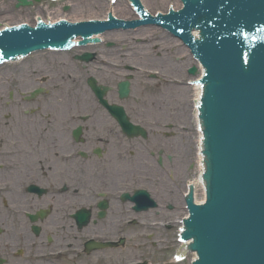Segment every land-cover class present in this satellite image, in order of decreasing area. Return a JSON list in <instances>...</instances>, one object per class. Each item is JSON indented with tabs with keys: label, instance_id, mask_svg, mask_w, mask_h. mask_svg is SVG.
Wrapping results in <instances>:
<instances>
[{
	"label": "flooded vegetation",
	"instance_id": "af4514ba",
	"mask_svg": "<svg viewBox=\"0 0 264 264\" xmlns=\"http://www.w3.org/2000/svg\"><path fill=\"white\" fill-rule=\"evenodd\" d=\"M17 3L15 0L14 6ZM73 9L65 11L60 2L42 0L21 12L13 9L10 16L25 17L34 23L37 15L53 17ZM103 46L99 51L90 49V63L86 65L75 61L77 52L36 53L26 60L27 73L22 77L30 81L33 73L37 76L34 86L30 89L24 85L26 91L12 84L5 91L0 89V264H103L104 258L124 252L126 242L122 241L129 231L140 227L139 231L146 229L152 234L156 230L143 220L172 218L180 212L175 202L182 200L180 190L185 180L174 190V171L166 165L168 152L175 146L173 125L149 128L136 115L138 100L134 96L121 100L118 90L112 89L107 95L108 104L122 107L132 123L146 130L145 139L129 138L118 118L91 90L85 91L84 85L79 92L74 87L80 84L78 78L70 83L79 74L104 75L101 84L112 87L116 81L109 76L116 79L133 67L132 72L140 74L147 68L144 65H151V57L145 52ZM128 59L142 66L135 67ZM61 71L70 76L67 84L55 80ZM40 78L46 79L49 87ZM134 82L150 83L142 77ZM39 89L44 90L42 97L30 100L31 93ZM84 94L91 97L89 113V103L78 104L76 100L78 96L86 98ZM136 143L140 149L131 147ZM142 153L146 158L139 159ZM144 159L155 164V174L135 175L136 165ZM89 162L90 166L85 167ZM85 168L90 169L87 197L78 187ZM145 169L150 171L149 166ZM110 170L122 176L114 190L108 189ZM95 173L103 176L96 188ZM162 178L169 182L165 188L160 184ZM82 211L88 212L89 220L80 228L76 217ZM91 241L117 245L113 250L93 252L92 247H86Z\"/></svg>",
	"mask_w": 264,
	"mask_h": 264
},
{
	"label": "water",
	"instance_id": "95a60500",
	"mask_svg": "<svg viewBox=\"0 0 264 264\" xmlns=\"http://www.w3.org/2000/svg\"><path fill=\"white\" fill-rule=\"evenodd\" d=\"M132 1L142 21L110 17L109 23L60 22L0 32V63L43 48L68 49L80 36L85 45L88 37L115 28L153 24L183 41L206 70L201 112L210 184L204 207L189 204L183 239H195V264H264V0H182L183 9L156 18L140 0ZM142 1L152 14L181 7L180 0ZM120 86L126 91L127 84Z\"/></svg>",
	"mask_w": 264,
	"mask_h": 264
},
{
	"label": "rangeland",
	"instance_id": "374dc122",
	"mask_svg": "<svg viewBox=\"0 0 264 264\" xmlns=\"http://www.w3.org/2000/svg\"><path fill=\"white\" fill-rule=\"evenodd\" d=\"M13 1L14 0H0V25L2 27L14 25L17 23H29L28 19L25 17L9 15L10 11L12 12L13 10ZM107 3L109 2L106 0H64L61 5L70 4L72 5V8H75V6H77V8L73 9L71 12H66V15L62 14V16L71 20H84L96 17H104V15L109 10V8H105L106 6H109ZM100 4L101 6H99ZM90 5H94V7ZM126 5L127 0L117 1L116 7L114 8V12L117 17L126 18L127 16H129L128 8L126 7ZM56 6H59V4ZM54 17L57 18L58 16ZM133 34L134 33H120L117 35L111 34L112 36L106 37V40L115 43L118 48L116 50L150 52L151 57L154 58V60L150 61L151 65H144L147 68L143 69L140 74H137V76L140 77L147 75L148 71H150V69H153L155 71L158 70L157 72L159 80L152 81L147 85L134 82L132 86L131 98H133L134 96V99L138 100L135 104V106H138V108L136 109V115L139 117V119H141L140 121H142L149 128L161 129L162 125L166 123H173L172 132L174 135L175 146H173L174 148L172 149L169 148L170 151L168 152V156H170V159L168 160V163H166V165L174 171V179L176 184H174L175 187L173 189L177 190V188L182 187L183 184L180 186V182L182 180L186 181L189 178L190 181H193L198 179L199 177L198 141L200 138V134L194 115V91L193 87L189 85L190 80H193L194 77H189L186 72V69L196 67L197 64L193 59L191 60V62L189 60H185L183 57L189 58L187 54L185 55L186 50L179 46L180 43L177 40L171 38L167 33L159 29H142L137 34L138 37H134ZM137 38L140 42L143 40L142 42L150 44L139 45L140 42L136 40ZM171 46L173 47V49H170ZM102 47L105 48L106 46ZM95 49L96 51H99L98 48ZM160 52L163 54L162 57L164 58V60L162 61H160L161 58L158 56ZM170 53H173L172 57H170ZM128 62L132 63V65L135 67L142 66L141 64H138L137 60L134 59H128ZM23 63L6 65L0 68V74H2L0 76L6 79V82L3 84L10 82V84L18 86V88L16 89L24 91H26L28 88L31 89L34 86L33 81L37 78V76H35L33 73V77L30 81H18L16 79H12L10 81V75H24L25 73H27V68L24 66ZM152 63H159L160 65L154 66V64ZM172 66L176 69L172 70ZM76 74L78 75V73ZM37 75L41 74L37 73ZM84 77L86 76L81 75L83 84L74 86L77 90H79V92L81 87L83 88V86L85 85V79H83ZM94 77L99 79L100 81H105L104 78L106 76L96 75ZM109 77L112 81H118L116 80L117 78L114 79L115 77ZM120 77L121 75L118 76V78ZM45 80L46 79L44 78H40V81L42 83L47 84V86L49 87L48 81L46 82ZM178 86L182 87L183 89L179 91L177 88ZM5 88L6 86L1 87L3 91H5ZM84 97L91 99V97H88L85 94ZM90 103L92 102H89V107L86 111L87 113H89ZM86 112L79 113V115L86 114ZM171 117H173V119H171ZM180 126H184L187 128L185 132L180 131ZM132 146L136 147L137 149H140L139 143H136L135 145L133 144L131 145V147ZM142 158H146L145 153H142L141 156H139V159ZM89 166L90 162L87 163L85 167ZM148 166L150 167V171H145L147 170L145 168H147ZM155 167V164H153L152 162L150 163L148 159H144L143 163L136 165L134 172L135 175L136 173H144L143 175H147L150 172L152 174H155ZM126 168L131 169V166L126 165ZM124 171H126L125 166ZM84 172L85 174L80 178L78 187L81 189L82 192H84L81 193L84 195L83 197H87L90 196V169L85 168ZM121 174L123 173L121 172ZM109 175L110 176L107 181L109 188H107L109 190H114L116 183L122 180V176L120 178L119 173H116L113 170H110ZM126 178L127 177H125V179ZM101 179L103 181V176H97L96 173L94 174L93 184L95 185V188L100 185ZM163 180L164 179L162 178L160 184H162L161 186L165 188V186L168 185L169 182L167 180ZM197 189V199L198 201H201V199L203 198V192L199 186H197ZM175 193L177 198L178 193ZM173 200L175 201V199ZM180 203L181 201L178 203L175 202V204L179 207ZM182 216H185V213L183 214L180 212L179 214L175 215V217ZM169 218L170 215L167 219H159L157 221L169 222L171 221V218ZM151 221L154 222L155 220ZM138 229L139 227L135 232L133 230L128 232V243L124 252L112 254L109 258H104L103 264H108L109 262L113 261L126 262L130 264L139 261V259L144 258L151 259V264H191V260L195 258L194 254L190 252L186 255L177 256V252L181 246V243L177 240L179 232L178 227H174L171 232L166 230H159L158 234L154 235L151 234V232H147L146 230L139 231ZM150 234L152 236L150 239L151 241L149 240L148 236ZM154 240L160 241V243H158V246L153 248L155 249V251L151 250V243H153ZM140 246L146 247L147 249H143V247ZM167 246L169 248H166Z\"/></svg>",
	"mask_w": 264,
	"mask_h": 264
},
{
	"label": "bare ground",
	"instance_id": "6f19581e",
	"mask_svg": "<svg viewBox=\"0 0 264 264\" xmlns=\"http://www.w3.org/2000/svg\"><path fill=\"white\" fill-rule=\"evenodd\" d=\"M90 6H93L94 7V5H90ZM99 6H101V4L99 5ZM108 6H106L105 8H107ZM127 7V6H126ZM75 8H77V6H75ZM106 10V9H105ZM111 12H113V9H112V11ZM130 12L131 11H128V14L130 15ZM114 14V16H116V14H115V12L113 13ZM110 36V35H109ZM172 49V48H171ZM158 50V49H157ZM187 54V56H189V58H185V57H183L185 60H189L190 62H191V60H192V55H190V52L187 50V51H185V55ZM184 55V54H183ZM170 56L172 57L173 56V53H170ZM184 62V61H183ZM177 64H179V63H177ZM193 64V63H192ZM198 65V64H197ZM180 68H181V66H180ZM187 68V67H186ZM174 69H176L175 67H173L172 66V70H174ZM183 70H185V69H183ZM202 74H203V70L201 69L200 70V73H199V76L198 77H200V76H202ZM68 77H70L69 75H66V73L64 72V71H61L59 74H56V77H55V80L57 79V81L59 82V83H62V85H64V84H67V80H68ZM198 77H197V79H198ZM15 79H20L21 78V76H18V75H16L15 77H14ZM81 82H82V80L80 79V84H81ZM4 83V79L3 78H1L0 77V85H2ZM171 86H173V85H171ZM195 88H193V91H195V97H196V99H197V102H199V97H200V93H201V86H194ZM178 88V90L180 91V90H182L183 88L182 87H177ZM77 100V102H78V104H88L89 102H90V99L89 98H80L79 96H78V98L76 99ZM195 107H196V105H195ZM194 115H195V117H196V115H197V110L195 109V111H194ZM197 126H198V123H197ZM200 143H198V151H199V148H200ZM201 156H200V154H199V156H198V161H199V171H200V173H202V170H203V167L202 166H204V163L203 164H201L200 162H201ZM201 175V174H200ZM199 179H200V177H199ZM195 187V186H194ZM188 244H184V246H182L181 248H180V254L182 253L183 255L185 254H187L188 252H187V249H186V246H187Z\"/></svg>",
	"mask_w": 264,
	"mask_h": 264
}]
</instances>
